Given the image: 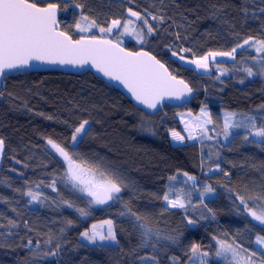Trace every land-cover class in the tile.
<instances>
[{
	"label": "trees",
	"instance_id": "trees-1",
	"mask_svg": "<svg viewBox=\"0 0 264 264\" xmlns=\"http://www.w3.org/2000/svg\"><path fill=\"white\" fill-rule=\"evenodd\" d=\"M41 2L60 4L61 28L74 39L80 35L74 25L81 15L101 25L111 19H128V8L142 14L147 9L153 15H164L163 24L149 21L157 31L146 39L144 46L139 47L132 40L124 46L131 51L144 48L156 55L195 90L196 96L188 106L173 108L164 104L157 115L150 116L152 134L141 123L145 111L135 108L122 93L92 72L81 75L20 72L7 76L0 90L5 92L0 97V138L5 140L6 149L0 172V264H151L150 260L142 262L139 258L153 255L159 264H172V257H177L180 264H189L188 249L192 243H199L212 253L209 264H223L215 259L217 246L213 237L229 242L235 237L249 251H259L254 243L255 234L264 235V231L234 201L237 192L245 196L264 194V145L245 142V130L231 134L227 142L220 138L223 111L256 116L258 120L264 118V109L260 107L264 105V76L249 77L244 71L251 67L258 72L259 65L255 63L258 56L249 52L250 46L237 51L234 64H222L229 71L222 77L216 69L199 73L172 57L171 51L179 46L190 47L200 56L209 50L230 51L248 37L264 39V14L259 11L264 3L261 0ZM76 4L83 8H76ZM176 33L181 35L179 41ZM90 34L99 32L93 29ZM262 57L264 53L258 60ZM205 105L213 119L209 131L213 138L200 139L197 134L193 143L172 145L170 130H182L179 112L190 109L195 116ZM82 119L90 121L91 132L79 145V153L86 160L118 173L129 184L120 194L122 201H111L107 206L92 205L87 218L61 203L63 199L78 207H89L88 198L59 180L66 166L47 144V138H52L71 150L73 128ZM216 164L223 171H216ZM210 167L214 171L210 172ZM179 172L195 176L202 186H213V197L204 203L213 209L215 219L206 211L209 221L201 220L192 227L186 224V218L196 219L195 216L167 207L162 196L169 177ZM223 172L230 175L224 176ZM53 181L54 189L49 187ZM29 188L39 192L44 202H30L31 198L24 195ZM124 201L131 203L133 211L148 216L162 236L178 237L177 243L162 241L155 252L151 247L139 248L134 221L120 215ZM105 219L115 222L119 248L100 247L107 242L92 244L81 236L93 223ZM66 220L74 223L66 225ZM9 221H15L18 227L11 226ZM49 236L53 238L51 245L46 243ZM28 240L32 245H28ZM57 243L61 245L58 255L45 257L43 253L54 251Z\"/></svg>",
	"mask_w": 264,
	"mask_h": 264
},
{
	"label": "snow or ice",
	"instance_id": "snow-or-ice-1",
	"mask_svg": "<svg viewBox=\"0 0 264 264\" xmlns=\"http://www.w3.org/2000/svg\"><path fill=\"white\" fill-rule=\"evenodd\" d=\"M261 3H264V0H261ZM60 7L59 3L43 4L41 0H0V80L7 79V74L12 71L23 73L38 64L72 66L80 69L94 68L109 80L118 81L122 84L135 101L148 110H156L165 98L182 100L193 91L184 79L178 78L165 63L150 51H129L122 46L120 36L129 33L133 34L141 44H144L146 37H151L157 31L149 21H158L163 24L165 23L164 15H153L147 9L142 14L140 11L128 8V19L123 22L119 18L111 19L106 22V25L97 23L95 19H91L89 16L81 15L80 20L74 25L80 35L79 38L74 39L69 31L60 26V21L57 18ZM75 7L83 8V5L76 4ZM242 10L245 13L248 11L247 8ZM259 11L264 14V7H260ZM93 29H97L99 35L90 34ZM119 29H123L120 36H117L115 40L109 38L114 30ZM175 36L177 41L181 39L180 33H176ZM246 45L254 48L258 53H264V39L248 37L242 43H237L230 51L209 50L205 54L197 56L192 48L179 46L178 50L171 51V56L186 64L194 65L196 69L207 71L210 69V61L215 62L217 57H230L235 60L237 49H243ZM186 54H190L192 58L189 59ZM217 67L219 68V65ZM224 71L221 70V75L224 74ZM244 71L249 77L257 74L264 76V57L259 60L258 72H253L251 67L245 68ZM216 78L219 79L220 77L217 76ZM4 95L5 92L0 91V97ZM8 95L11 96L12 94L8 93ZM260 107L264 109V105ZM85 111L87 110L85 109ZM151 114L145 111L141 123L145 131L154 134L151 127ZM184 115L181 114L182 119ZM186 115L192 117L191 112ZM236 117L237 113L234 112L224 114V139L228 140L231 135L230 129H245L246 134L243 136L245 142L264 145V118L258 124L256 116L244 115L240 120H237ZM47 118L52 119L51 116ZM183 122L189 140L198 139L197 132L203 138L209 140L213 138L208 135V125L213 124V119L207 105L201 108L197 116ZM90 132V121L82 119L78 126L73 128L70 138L71 150L64 144L47 138V144L62 158L66 165L64 175L67 180L74 189L89 198L87 200L89 207H78L72 201L63 199L61 203L68 208H74L84 218L91 215L90 206L92 205H107L110 201H122L120 194L129 187L121 175L108 170L101 164L86 160L79 153L77 150L79 145L90 135ZM171 135L175 141L183 142L185 139L175 130H171ZM4 151L5 140L0 138V157L3 156ZM217 155L219 154L217 153ZM215 170L223 171L219 164L215 165ZM209 171H214V169L210 167ZM183 175L186 177L183 183L186 184L190 180L195 185L197 179L195 176H190L187 172ZM223 175L229 176L230 173L223 172ZM169 180H176V176L169 177ZM55 183L53 181L49 187L54 189ZM214 191L215 189L211 184H205L200 196H207ZM229 191L232 190L229 189ZM24 195L31 198L30 202H44L40 193L31 188ZM162 199L167 202V207L170 208L185 209L186 201L187 204H191L190 193H185L182 188L177 189L171 183ZM200 204L203 205L207 213L211 214V218L215 219V212L204 203L203 199L200 200ZM234 204L237 208L242 207L244 214L250 217L251 221L258 222L264 231V194L245 196L237 192ZM123 206L124 211L120 215H126L134 221V227L139 234V248L151 247L155 252L162 241L177 243L178 237L162 236L158 230L154 229L148 216L133 211L130 202L124 201ZM13 210L15 211V209ZM207 218L203 213L199 219L187 217L186 224L195 227L201 219ZM73 223L72 220L65 221L66 225ZM9 224L18 227L15 221H9ZM25 227H28L27 222H25ZM61 231L63 232V229ZM248 231L252 234L250 229ZM81 236L92 244L107 242V244L101 243L100 247L119 248L117 229L112 219L93 223L89 229L81 233ZM213 240L216 241L217 245L214 255L217 258L228 260L229 264H264V235L255 234L254 243L258 246L259 251H249L242 243H238L235 237H232L231 242L228 239L217 237H213ZM27 243L30 246L33 242L28 240ZM46 243L53 244L52 236H49ZM60 247L61 245L57 243L54 251L45 252L43 255L56 257ZM188 253H190L188 256L189 264H209L208 257L212 254L204 250L199 243H192ZM139 259L142 262L150 260L151 264H159L155 255L140 257ZM171 261L172 264H180L177 257H172Z\"/></svg>",
	"mask_w": 264,
	"mask_h": 264
},
{
	"label": "rangeland",
	"instance_id": "rangeland-1",
	"mask_svg": "<svg viewBox=\"0 0 264 264\" xmlns=\"http://www.w3.org/2000/svg\"><path fill=\"white\" fill-rule=\"evenodd\" d=\"M127 15H128V14H127ZM122 22H123V21H122ZM122 31H123V29L114 30V32L111 34V36H110L109 38L115 40L117 36H120V33H121ZM98 35H99V34H98ZM146 39H148V37H146ZM120 40H121V42H122V46H124L125 43H126L127 41H129V40H132V41L136 42L137 45H139V47L144 46L145 43H146V41H145L144 44H141V43L136 39V37H135L133 34H131V33H129V34H124V35L120 36ZM247 47H249V46L246 45L244 48H247ZM249 48H250V49H248L249 52H250V50L253 51L254 54H255L256 56H258V57H260V55L263 54V53H258V52H257L254 48H252V47H249ZM239 50H241V49H237V51H239ZM236 54H237V53H236ZM258 57H257L255 63L259 65ZM188 58L191 59L190 57H188ZM181 63L184 64V65H186V66L193 67L194 69H196L194 65L186 64V63L183 62V61H181ZM209 63H210V69H209V70H207V71L204 70V69H196V70H197L199 73H210L212 70H215V69H216V71L218 72V75H219V76H222V77L224 76V77H225V76H227V75L229 74V71H227V70L222 66V64H234V63H235V60H232L230 57H217L215 62L210 61ZM217 65H219V68L217 67ZM258 68H259V66H258ZM221 70H225L223 75H221ZM200 110H201V109H200ZM200 110H199V112H198L195 116H197V115L200 113ZM189 112L192 113V111H191L190 109H183V110H181V111L179 112L178 120H179V122H180V124H181L182 130L179 131V130H177V129H172V130H175V131L179 132L182 136L185 137V139H184L183 142L175 141V140L172 138L171 130H170L169 136H170V139H171V143H172V145H174V146H181V145L187 144L188 142L193 143V142L196 141V140H189V139H188V137H187V132H186V130H185V125H184V122H183V121L186 120V119H192L193 117H195L193 113H192V117H188L186 114L189 113ZM226 112H228V111H223V112L221 113V116H222V119H223V120H224V114H225ZM181 114H185L184 117H183V119L181 118ZM242 117H243V115H239V114H237L236 119H237V120H240V119H242ZM257 123L259 124V123H260V120L257 119ZM211 127H212V124L208 125V129H209V131H210ZM243 130H245V129H236V128H233V129H230L229 131L231 132V134H233V133H235V132H237V131H243ZM209 131H208V135H210V132H209ZM197 134H198V136H199L200 139H201L200 134H199L198 132H197ZM216 134H217V133H216ZM216 134H215V136H216ZM215 136H214V137H215ZM217 136H220V135H217ZM220 138H221V140H223L224 142H227V140L224 139V135H223V136H220ZM257 139H259V138H257ZM212 147H213V146H212ZM213 149H214V147H213ZM60 158H61V157H60ZM61 159H62V158H61ZM65 166H66V165H65ZM65 171H66V168H65ZM64 173H65V172H64ZM64 173L61 175V177L59 178V180H60L62 183H66V184H68L72 189H74V188L72 187L71 183L67 180V178H66V176L64 175ZM174 176H176V180H174V181H170V180H168L167 190H168V185H169L170 183L173 184V185H175V187H176L177 189H181V188L184 189L185 193H190L191 204H187V201H186V208H185V209H181V208H173V209H181V210H183V211L187 214L186 216H195L196 219H199V217L201 216L202 213H203L205 216H207V214H206V210L203 208V205L200 204V200H199V199H203L204 202H205V201L208 200L209 198L213 197L214 194L211 193V194H209V195H207V196L201 197V196H200V193L203 191V186H202L203 184H200V183L198 184V180H197V179H196L195 185H194L193 181H190V180L185 184V183H183V182L186 180V177L183 175V172H179V173L175 174ZM190 176H191V175H190ZM74 190H75L76 192H78L76 189H74ZM167 190H166V192H167ZM78 193H79V192H78ZM80 194H81V193H80ZM81 195L85 196L84 194H81ZM85 197H86V199L88 198L87 196H85ZM88 199H89V198H88ZM164 202H165V201H164ZM165 204L167 205V202H165ZM94 206H101V205H94ZM209 219H210V218H207V219H201V220H202V221H204V220L209 221ZM201 220H200V221H201ZM216 246H217V245H216ZM256 248L258 249V246H257V245H256ZM258 250H259V249H258ZM215 259H216V260H219V261L222 262L223 264H229L228 260H225L224 258H217V257L215 256Z\"/></svg>",
	"mask_w": 264,
	"mask_h": 264
},
{
	"label": "water",
	"instance_id": "water-1",
	"mask_svg": "<svg viewBox=\"0 0 264 264\" xmlns=\"http://www.w3.org/2000/svg\"><path fill=\"white\" fill-rule=\"evenodd\" d=\"M57 18H58V20L60 19V10L58 11ZM123 47H125V46H123ZM141 50H144V48L141 49ZM129 51H131V50H129ZM144 51H146V50H144ZM51 71H56V72L65 73V74H70L71 73L73 75H81L84 72H90V73L92 72V74H94L97 78L103 80V82H105L106 84L112 86L114 89H116L117 91L122 93L129 101H131V103L135 106V108H138V109H140L142 111L150 112V113H152L151 116L157 115L160 112V110L162 109L164 104H167V105H169L170 107H173V108H183L185 106H188V105H190L193 102V100H194L193 98H195V96H196L195 90L189 85L193 89V91L190 94H188L187 96H185L182 100H177V99H174V98L173 99L165 98V100L162 101V103L160 105H158L156 110H148V109H145V107L143 105L138 104V102L135 101V99L131 96V94L128 92V90L122 84H120L118 81L109 80L107 77L103 76L102 73L97 72L94 68H83V69H80V68H75V67H72V66L38 64L37 66H35L32 69H29V70H27L25 72H27V74H28V73H44V72H51ZM16 73H20V72L12 71V72L8 73L7 76L13 75V74H16ZM3 81L4 80H0V90L3 87ZM5 152H6V149L4 151L3 156L0 157V172H1V169H2V166H3V161L2 160H4ZM110 203H111V201L109 202V204ZM109 204H107V205H109Z\"/></svg>",
	"mask_w": 264,
	"mask_h": 264
}]
</instances>
